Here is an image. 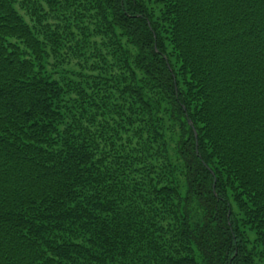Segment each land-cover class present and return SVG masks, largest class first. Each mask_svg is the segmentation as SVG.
Segmentation results:
<instances>
[{
	"label": "trees",
	"instance_id": "obj_1",
	"mask_svg": "<svg viewBox=\"0 0 264 264\" xmlns=\"http://www.w3.org/2000/svg\"><path fill=\"white\" fill-rule=\"evenodd\" d=\"M0 264H264V0H0Z\"/></svg>",
	"mask_w": 264,
	"mask_h": 264
},
{
	"label": "rangeland",
	"instance_id": "obj_2",
	"mask_svg": "<svg viewBox=\"0 0 264 264\" xmlns=\"http://www.w3.org/2000/svg\"><path fill=\"white\" fill-rule=\"evenodd\" d=\"M21 12L24 14V11H21ZM27 19L29 20V17H27ZM75 32H76V35L79 34V36H80V31L75 30ZM68 56L70 57L71 62L69 65H65L66 69H72V70L80 71L82 69V66L86 65L84 63V61L78 57V55H75L74 48L69 51ZM80 62H82V63H80ZM64 71L65 70L60 71L61 74H64ZM85 72H89V71L85 70ZM69 75H70V77H72V74H69ZM75 78L79 80L78 77H75Z\"/></svg>",
	"mask_w": 264,
	"mask_h": 264
},
{
	"label": "bare ground",
	"instance_id": "obj_3",
	"mask_svg": "<svg viewBox=\"0 0 264 264\" xmlns=\"http://www.w3.org/2000/svg\"><path fill=\"white\" fill-rule=\"evenodd\" d=\"M51 62H52V64L55 63L54 60H51ZM47 66L49 67L50 70H53L52 68L55 65L48 64ZM64 73L66 75V78H64V81L68 82V80L70 79V76L66 72H64ZM56 77L62 81V78L60 77V75H56ZM73 85H77L83 93H87L88 92V87L86 85H84L83 83L76 82V83H73L71 86H73ZM189 123L192 124L191 121Z\"/></svg>",
	"mask_w": 264,
	"mask_h": 264
}]
</instances>
